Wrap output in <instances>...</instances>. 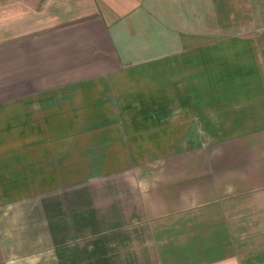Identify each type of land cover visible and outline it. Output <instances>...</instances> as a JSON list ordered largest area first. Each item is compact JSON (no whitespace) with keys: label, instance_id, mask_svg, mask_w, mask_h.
<instances>
[{"label":"crops","instance_id":"1","mask_svg":"<svg viewBox=\"0 0 264 264\" xmlns=\"http://www.w3.org/2000/svg\"><path fill=\"white\" fill-rule=\"evenodd\" d=\"M0 264H264V0H0Z\"/></svg>","mask_w":264,"mask_h":264}]
</instances>
